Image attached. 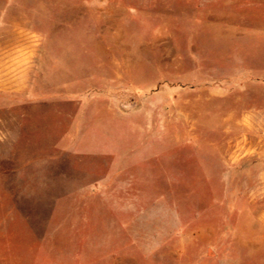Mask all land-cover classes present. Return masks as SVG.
Masks as SVG:
<instances>
[{"label": "rangeland", "instance_id": "374dc122", "mask_svg": "<svg viewBox=\"0 0 264 264\" xmlns=\"http://www.w3.org/2000/svg\"><path fill=\"white\" fill-rule=\"evenodd\" d=\"M0 264H264V0H0Z\"/></svg>", "mask_w": 264, "mask_h": 264}, {"label": "crops", "instance_id": "0c3cea01", "mask_svg": "<svg viewBox=\"0 0 264 264\" xmlns=\"http://www.w3.org/2000/svg\"><path fill=\"white\" fill-rule=\"evenodd\" d=\"M99 82V81H98ZM80 84H85L87 85L88 82H84V83H80ZM79 84V85H80ZM86 93H89V96H87L86 98L84 97H79L78 94H76V115L75 117L73 118V127L75 125V122H76V134L79 135L80 133V136L79 138L77 139V136H76V145L78 143V140L80 139L81 137V134H83V127H82V117L86 116V117H90V115L88 114V109L89 108H92V107H95L97 106V110L99 107H101L102 105H104L103 103H101V98H107V97H98V95H92L90 94V91L87 90ZM109 99L112 98L111 100L113 101V103L115 104V107L111 106L109 108L110 110V113H113L115 114V116L118 118V121L119 122H122V121H125V120H128L130 124H132L133 128L136 127L137 125V121H138V117L135 113L133 114H128V113H125L122 111V101L120 99L119 96H114L112 93L110 95H108ZM97 100V101H96ZM96 103V104H95ZM94 117V115L91 117V119ZM91 121V120H90ZM75 128V127H74ZM141 129H142V126H141ZM143 130V129H142ZM144 133V131H143ZM75 142H63V147L60 146V148H63V151L65 152H69L70 154H72L74 152V149H72L73 145H74ZM149 149H151V147H149ZM101 155V154H100ZM102 156H106V155H102ZM135 156V155H134ZM107 158L111 159L110 160V166H108L107 168V173L105 175H107L105 178H103L100 182H98V184L96 185H93V188L95 190H97V192H100L102 193V195H104V188L105 186L111 182V180L114 179V177L116 176L117 173H120L121 171H123V168L127 167L131 161L133 160H136V158H127L126 157V163L124 165V163L122 164H119L118 163V160L115 161L113 158V156H106ZM112 161V162H111ZM93 191V190H92Z\"/></svg>", "mask_w": 264, "mask_h": 264}]
</instances>
